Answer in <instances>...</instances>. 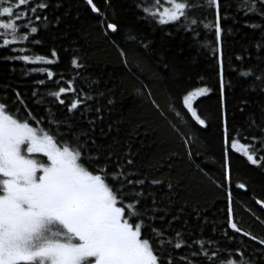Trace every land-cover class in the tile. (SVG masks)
<instances>
[{
	"label": "snow or ice",
	"instance_id": "6c2138e0",
	"mask_svg": "<svg viewBox=\"0 0 264 264\" xmlns=\"http://www.w3.org/2000/svg\"><path fill=\"white\" fill-rule=\"evenodd\" d=\"M132 3L137 21L159 29L161 41L183 33L197 54H209L213 79L178 88L176 70L153 39L121 24L119 0H0V49L10 53L0 60L22 62L23 76L44 77L33 81L27 99L0 85V264H264V237L239 225L229 189L234 154L264 172V100H241V113L255 104L242 127L230 123L228 107L230 73L247 82L244 93L264 96V0ZM241 19L254 38L237 52L229 44L238 43L240 28L225 25ZM93 21L118 64L90 63ZM41 31L48 54L35 51L44 45ZM60 51L70 57L67 72L53 70ZM133 76L139 83L129 88ZM144 105L180 138L190 160L195 136L183 129H215L220 175L199 170L224 193L223 223L174 172L178 153L147 155L155 128L136 111ZM235 186L246 189L244 182ZM253 199L264 208V200Z\"/></svg>",
	"mask_w": 264,
	"mask_h": 264
},
{
	"label": "trees",
	"instance_id": "16d2710c",
	"mask_svg": "<svg viewBox=\"0 0 264 264\" xmlns=\"http://www.w3.org/2000/svg\"><path fill=\"white\" fill-rule=\"evenodd\" d=\"M120 2V22L122 25H129L134 27L141 35H148L154 41V46L158 52H162L176 70L179 76L178 88L188 87L194 89L199 85V78L203 76L206 81H211L214 77V69L212 67V60L209 54L203 52L197 54L196 48L190 47L192 43L188 36L183 33H174L173 39H165L161 41L162 32L159 29L153 30L145 24L138 22L132 0H119ZM98 6H102L101 0H97ZM254 19V18H248ZM95 21L93 25L88 27L90 33L89 54L91 56L90 63L95 64L97 61L107 62L109 65H116L119 63L118 52L111 47V45L104 41L100 32L95 28ZM243 19L237 25H232L229 21L225 27L240 28L239 33L235 37L238 43H230L229 48L235 51H240L241 44H247L249 40L254 38L251 29L243 28ZM164 30H172V26H164ZM38 38L44 41L43 46L35 47V51L41 54H48L51 44L47 33L41 31L38 33ZM117 39H120L117 36ZM59 47V45H57ZM135 45H128L131 50ZM10 54L7 50L0 49V56ZM143 55V53H141ZM60 63L52 66L54 71L67 72L69 67V55L60 51ZM238 66V65H237ZM15 67L17 70L12 72L11 69ZM22 62H7L0 60V85L10 84L11 87L16 88L22 94L27 95L31 93L35 87L33 81L40 77L38 75L23 76L20 72ZM28 68L39 67L28 65ZM92 70V69H90ZM99 71L98 68L94 69ZM228 78L234 84V88L228 95V107L230 112V123L234 127H242L244 125L245 116L255 108V104L251 108L245 107L244 113L239 111L241 100L245 97L251 102L255 100L257 103L264 100V96H253L242 91V87L246 85V81L238 79L235 73H230ZM139 81L133 76L128 81L129 88L135 86ZM51 84V82H49ZM155 87L153 89L155 91ZM2 91V90H0ZM9 97H13L12 92L8 91ZM156 98L161 105H164L165 98L156 93ZM131 102V101H129ZM207 102V101H206ZM215 107V98L211 101ZM29 108L33 114L41 112L29 104ZM139 117L145 119L155 128L152 145L146 150L147 155H158L164 158L171 153H178V157L173 159L172 166L176 173H182L189 182V190L193 194V199L198 201L202 208H207V215L215 216L221 223L224 222V210L226 209V199L224 193L217 190L207 179L203 178V174L199 169H203L213 179H218L220 175V145L213 140L215 129H210L207 132L196 131V127L189 132L188 128L183 131L189 135H194L195 139L191 142V151L194 154L192 159L185 154L186 149L181 143L180 138L161 120L155 112L147 105L140 106L136 109ZM194 123V122H193ZM47 123L44 127H47ZM199 153V155H196ZM244 182L246 189L236 188V184ZM229 189L232 192L233 209L239 225L245 230L251 231L254 235L264 237V224L260 220H264V208H261L255 203L253 196L256 199L264 200V172H261L256 167L247 164V162L239 157V154L233 155V171L231 177V184ZM259 217V219H257ZM159 226V225H158ZM231 232V230H229ZM210 235L206 231L205 236ZM238 236V234H235ZM240 238V237H238ZM247 247L256 248L258 245L254 241H249L246 237H242Z\"/></svg>",
	"mask_w": 264,
	"mask_h": 264
}]
</instances>
